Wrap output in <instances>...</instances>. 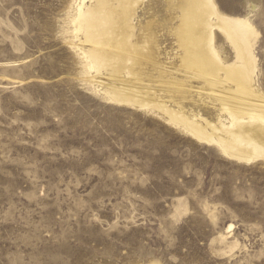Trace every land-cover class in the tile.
<instances>
[{
  "label": "rangeland",
  "instance_id": "374dc122",
  "mask_svg": "<svg viewBox=\"0 0 264 264\" xmlns=\"http://www.w3.org/2000/svg\"><path fill=\"white\" fill-rule=\"evenodd\" d=\"M216 2L258 31L264 93V0ZM73 10V0H0V264H264V161L229 159L161 114L102 99L80 75L73 46H90L67 33ZM137 16L184 87L167 106L215 117L219 104L161 29L163 7L153 0ZM216 46L235 59L222 34Z\"/></svg>",
  "mask_w": 264,
  "mask_h": 264
},
{
  "label": "bare ground",
  "instance_id": "6f19581e",
  "mask_svg": "<svg viewBox=\"0 0 264 264\" xmlns=\"http://www.w3.org/2000/svg\"><path fill=\"white\" fill-rule=\"evenodd\" d=\"M152 1L73 0L74 14L69 17L73 31L67 33L90 46H73L84 83L110 104L161 114L229 159L246 164L264 161V93L255 87L259 33L251 20L223 13L216 0H156L166 19L161 29L175 40L182 72L200 80L198 92L219 104L209 120L200 110L179 105L174 111L164 101L163 97L184 91L161 68L153 23L141 27L137 20L138 9ZM218 34L231 45L234 60L221 58Z\"/></svg>",
  "mask_w": 264,
  "mask_h": 264
}]
</instances>
